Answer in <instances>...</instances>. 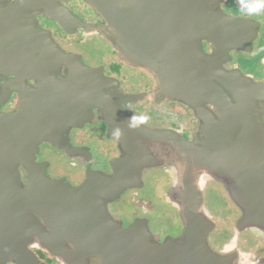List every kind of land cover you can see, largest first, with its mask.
Instances as JSON below:
<instances>
[{"label": "water", "instance_id": "95a60500", "mask_svg": "<svg viewBox=\"0 0 264 264\" xmlns=\"http://www.w3.org/2000/svg\"><path fill=\"white\" fill-rule=\"evenodd\" d=\"M69 1L42 0L39 7L66 32L72 33L70 29L76 28L79 21L78 27L88 34L105 36L123 56L152 71L160 84L156 95L162 96L167 91L169 96L188 103L193 102L190 96L216 102L224 119L208 123V138L190 142L170 131L149 128L127 111L117 114L113 134L123 144L126 157L114 168L113 175L97 174L86 184L74 188L36 170L26 127L27 116L22 112L0 114V205L4 207L0 209V217L12 213L23 218L27 214L34 226L39 227L36 234L27 238L38 239L65 264H86V258L93 255H97V262L92 264L232 263V259L219 256L211 246L210 233L215 225L204 205V178L207 173L220 174L221 171L232 175L239 170L257 175L264 173V109L259 104L264 100V86L237 76V85L226 90L222 87L230 86L226 74L202 69L201 46L196 47L197 53L185 54V43L181 49L180 41L185 32V40L191 41V34L198 39L204 31L209 39L229 43V37L236 39L246 35L247 24L225 14L222 0H85L104 20L103 24L85 23L75 17L65 6ZM39 34L43 36L44 61L43 113L38 121L42 132L33 140L53 144L56 139L51 128L57 120L69 116L68 99L81 94L79 103L91 109L90 116L100 108L110 110L114 104L104 86L111 85L112 81L104 77L100 69L85 66L56 48L50 33L39 30ZM223 54L219 51L203 59L214 63ZM54 60L69 68L66 78L59 76L60 67L51 64ZM217 81L222 85L218 86ZM205 84H212V88L205 90ZM232 95L237 101L233 105L234 114L231 112ZM67 104L68 110L64 112ZM120 104L115 105L120 107ZM107 112L112 116L113 113ZM247 125L253 127L250 133ZM167 164L180 171L182 185L176 203L185 231L182 237L161 244L146 221L139 220L124 229L108 212L103 200L134 186L148 168ZM20 166L31 174L27 185L22 181ZM251 190L260 197L264 186ZM262 200L261 197V203ZM239 203L245 207L242 201ZM95 204L101 206L95 208ZM39 213L40 218L36 215ZM247 220L264 222V215L260 213ZM247 220L243 222L246 224ZM45 226L50 231H46ZM23 250L18 254L21 258L23 253H29L26 246ZM3 252L6 251H0ZM11 258L16 260L17 256L12 254ZM18 264H26V261Z\"/></svg>", "mask_w": 264, "mask_h": 264}, {"label": "flooded vegetation", "instance_id": "af4514ba", "mask_svg": "<svg viewBox=\"0 0 264 264\" xmlns=\"http://www.w3.org/2000/svg\"><path fill=\"white\" fill-rule=\"evenodd\" d=\"M259 2L264 0H222L225 14L247 24L244 28L248 30L243 37H229L232 39H227L229 43L218 42L209 39L203 31L198 39L191 34V41H188L185 40V32L180 41L181 49L185 43V54L191 55L193 51L197 53L196 47L199 46L205 58H211L219 51L224 53L214 63L203 57H200L199 63L203 70L226 74L230 85L222 86L226 90L237 85V76L264 86V9L256 13L249 12ZM41 3L42 0H0V114L16 115L22 112L27 116L26 127L33 145L31 154L35 156L39 173L45 172L52 180L63 181L74 188L86 184L97 174L113 175L114 168L126 157L123 144L113 134L114 122H118L117 114H124V111L149 128L170 131L190 142L208 138L209 122L223 121V112L216 102L184 94L193 101L188 103L169 96L167 91L162 96L156 95L160 84L152 71L123 56L105 36L88 34L85 29L78 27L79 21L76 28L70 29L72 33L66 32L57 21H52L44 13L39 7ZM65 6L85 23H104L85 0H71ZM39 30L50 33L53 45L67 56L90 68L100 69L104 77L112 81L111 85L104 86L109 94L107 97L114 104L110 110L100 108L90 116L91 109L79 103V100L82 102L81 94L68 99L71 105L69 116L57 120L51 128L56 139L53 144L33 140L34 136L42 132V124L38 121L43 113L44 96L43 36ZM89 43H97L100 52H104L102 48L107 49L105 59L95 60L96 55L85 48ZM51 64L59 66L57 73L66 78L69 68L65 64L59 60ZM230 75L234 77L230 78ZM217 83L218 86L222 85L219 81ZM208 88H212V84H205V90ZM231 98V112L234 114L233 105L237 101L233 95ZM60 100L63 108L65 104L62 97ZM117 102L121 103L120 107L115 105ZM68 104L64 112L68 110ZM259 104L264 109V100ZM107 111L116 116L108 115ZM246 129L250 133L253 127L247 125ZM21 167V178L27 185L31 174ZM240 171L236 175L223 171L220 174L212 172L204 178V205L215 225L210 233L211 246L219 256L226 260L232 259L229 264H264V222L247 220V217H257L260 213L264 215V192L259 197L251 190L264 186V173L257 175L252 171ZM181 185L180 171H176L172 165L153 166L141 173L134 186L103 202L124 229L139 220L146 221L153 236L163 244L184 235L185 225L176 203ZM206 191L208 194H219L226 202L227 215L224 219L207 207ZM239 201L245 207L242 208ZM94 206L99 208L101 205ZM1 208L4 207L0 205ZM36 215L40 218L41 213ZM26 216L17 218L12 213H5L3 218L0 217V242L3 245L0 251H6L0 253V264H18L24 260L26 264H65L38 239L27 238L28 235L36 234L39 227L34 226L33 221ZM244 219L247 220L246 224ZM45 229L50 231L47 226ZM24 246L30 254L25 252L21 258L18 254ZM86 246L91 247L88 243ZM68 248L71 249L69 245ZM12 254L17 256L16 260L11 258ZM96 256L86 258V264L97 262Z\"/></svg>", "mask_w": 264, "mask_h": 264}, {"label": "rangeland", "instance_id": "374dc122", "mask_svg": "<svg viewBox=\"0 0 264 264\" xmlns=\"http://www.w3.org/2000/svg\"><path fill=\"white\" fill-rule=\"evenodd\" d=\"M85 48H87L88 52H90L91 54L96 55V57H94L95 60L102 61L106 57L105 53H107V49L102 48L104 50V52H100L98 50L97 43H89L87 45V47H85ZM90 53H88V54H90ZM149 189L152 190V187H150ZM210 191H212V190H210ZM205 194H206V197H205L206 205L210 209V211L214 212L216 214H219L220 216H222V219H224V217L227 215L226 209H225L226 202L224 200H222L219 197V194H217V193L215 194L214 192L213 193L210 192L208 194V191H206Z\"/></svg>", "mask_w": 264, "mask_h": 264}, {"label": "clouds", "instance_id": "9594fccd", "mask_svg": "<svg viewBox=\"0 0 264 264\" xmlns=\"http://www.w3.org/2000/svg\"><path fill=\"white\" fill-rule=\"evenodd\" d=\"M264 9V2H259L258 5L255 8H250L249 12L250 13H256L259 12L260 10Z\"/></svg>", "mask_w": 264, "mask_h": 264}]
</instances>
